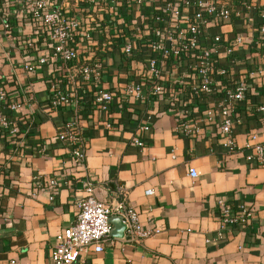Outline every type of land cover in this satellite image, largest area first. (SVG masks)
<instances>
[{
	"label": "crops",
	"instance_id": "0c3cea01",
	"mask_svg": "<svg viewBox=\"0 0 264 264\" xmlns=\"http://www.w3.org/2000/svg\"><path fill=\"white\" fill-rule=\"evenodd\" d=\"M230 3L232 16L211 31L228 38L250 35L236 48L235 68L247 76L250 91L234 115V138L242 148L234 151L224 145L219 122L185 134L177 128V115L157 111L160 102L127 103L118 94L103 109L90 87L80 93L78 103L53 106L48 77L58 73L57 64L48 63L36 75L26 72L18 46L21 34H3L0 22V83L12 99L33 102L12 112L20 124L18 133L0 128V264H48L58 233L77 219L86 179L94 182L95 195L108 202L122 197V185L142 227L159 231L130 240L128 232L119 235L124 224L112 222L113 240L100 251L92 245L73 264H264V164L248 160L246 154L254 149L245 147L249 141H264V113L255 108L264 99V42L252 41L264 0ZM14 27L16 33L31 30L21 17ZM256 65L259 69L251 73ZM116 70L110 67L106 86L124 82L113 74ZM156 111L149 129L138 127ZM78 115L86 136L83 164L72 160L57 136L65 121ZM138 136L144 146L135 143ZM191 166L197 177L190 175ZM49 177L58 178L59 186L50 185ZM148 188L153 193H146ZM219 198L253 209L246 225H234L222 238L217 235Z\"/></svg>",
	"mask_w": 264,
	"mask_h": 264
},
{
	"label": "built area",
	"instance_id": "2783aa9c",
	"mask_svg": "<svg viewBox=\"0 0 264 264\" xmlns=\"http://www.w3.org/2000/svg\"><path fill=\"white\" fill-rule=\"evenodd\" d=\"M232 13L230 0H0L3 34H21L18 46L24 54V70L36 75L48 63L57 64L58 73L48 77L53 106L78 103L80 93L90 87L93 100L103 109L109 108L118 94L127 103L160 102L157 111L177 115V128L185 134L201 133L204 124L219 122L224 145L230 151L242 149L232 126L238 106L250 91L247 76L235 68L239 62L236 48L250 35L242 32L228 38L212 32L211 27ZM259 13L254 43L264 42V7ZM18 17L26 20L31 30L16 33ZM117 48L122 60L115 62L118 69L113 74L122 76L124 82L110 87L105 85V75L112 64L106 57L112 54L114 58ZM258 69L256 65L250 72ZM32 104L31 98L12 99L0 84V128L18 133L20 124L12 112ZM255 108L264 113V99ZM157 111L148 113V121L138 127L149 129V120ZM80 119L79 115L67 119L57 133L77 164L86 160ZM250 137L255 140L256 134ZM134 141L140 146L146 143L140 136ZM245 147L254 149L246 154L248 160L264 164V141H249ZM189 173L192 177L199 174L194 166ZM47 182L59 186L56 177ZM118 188L122 197L108 202L95 195L92 180H85L87 194L78 200L77 219L58 233L48 264H73L92 245L96 251L102 250L113 240L114 214L123 217L130 240L139 241L159 231L142 227L137 209L126 202L124 187ZM146 193H153V188ZM217 210L219 238L234 225H246L253 215L252 208L235 207L226 198L218 199Z\"/></svg>",
	"mask_w": 264,
	"mask_h": 264
},
{
	"label": "water",
	"instance_id": "95a60500",
	"mask_svg": "<svg viewBox=\"0 0 264 264\" xmlns=\"http://www.w3.org/2000/svg\"><path fill=\"white\" fill-rule=\"evenodd\" d=\"M117 221H121L124 224L123 231H121V233H119V235L121 237H125L126 236V232H127V224L123 222V217L121 215H118V214L112 215L111 216V222H113L115 224V223H117Z\"/></svg>",
	"mask_w": 264,
	"mask_h": 264
},
{
	"label": "rangeland",
	"instance_id": "374dc122",
	"mask_svg": "<svg viewBox=\"0 0 264 264\" xmlns=\"http://www.w3.org/2000/svg\"><path fill=\"white\" fill-rule=\"evenodd\" d=\"M117 62H119V61H121L122 60V55H121V49L120 48H117ZM112 56V54L110 55V56H107L106 57V61L108 62V63H113V58L111 57ZM112 68L113 69H118V64L116 63V64H114L113 66H112ZM123 69L125 70L126 69V67H123Z\"/></svg>",
	"mask_w": 264,
	"mask_h": 264
},
{
	"label": "trees",
	"instance_id": "16d2710c",
	"mask_svg": "<svg viewBox=\"0 0 264 264\" xmlns=\"http://www.w3.org/2000/svg\"><path fill=\"white\" fill-rule=\"evenodd\" d=\"M39 35H40V33H39ZM1 84V83H0ZM2 85V84H1Z\"/></svg>",
	"mask_w": 264,
	"mask_h": 264
}]
</instances>
